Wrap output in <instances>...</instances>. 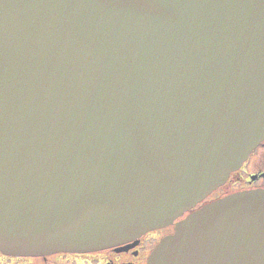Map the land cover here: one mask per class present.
Returning a JSON list of instances; mask_svg holds the SVG:
<instances>
[{"label":"water","instance_id":"95a60500","mask_svg":"<svg viewBox=\"0 0 264 264\" xmlns=\"http://www.w3.org/2000/svg\"><path fill=\"white\" fill-rule=\"evenodd\" d=\"M264 138V0H0V251L166 226ZM147 264H264V189L178 220Z\"/></svg>","mask_w":264,"mask_h":264},{"label":"flooded vegetation","instance_id":"af4514ba","mask_svg":"<svg viewBox=\"0 0 264 264\" xmlns=\"http://www.w3.org/2000/svg\"><path fill=\"white\" fill-rule=\"evenodd\" d=\"M264 189V138L259 140L225 181L210 191L193 208L172 223L150 229L136 239L116 246L84 252H46L40 254H7L0 251V264H147L155 245L173 232L175 223L200 205L224 195L244 190Z\"/></svg>","mask_w":264,"mask_h":264}]
</instances>
